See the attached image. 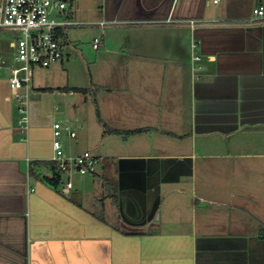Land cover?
Segmentation results:
<instances>
[{
    "label": "crops",
    "instance_id": "1",
    "mask_svg": "<svg viewBox=\"0 0 264 264\" xmlns=\"http://www.w3.org/2000/svg\"><path fill=\"white\" fill-rule=\"evenodd\" d=\"M100 1L101 81L78 92L35 69L19 131L11 41L9 59L0 49V264H264V19L253 14L264 0ZM81 93L97 112L100 172L53 186L56 100ZM105 137L119 153L102 156ZM74 138L67 155L80 153Z\"/></svg>",
    "mask_w": 264,
    "mask_h": 264
},
{
    "label": "built area",
    "instance_id": "2",
    "mask_svg": "<svg viewBox=\"0 0 264 264\" xmlns=\"http://www.w3.org/2000/svg\"><path fill=\"white\" fill-rule=\"evenodd\" d=\"M70 0H1L0 29L15 34L11 42L13 64L8 69L7 82L12 102L17 101L23 117L18 120L21 128L27 124V108L32 95V75L37 68H47L64 57L66 31L83 24L71 17ZM256 19H264V4L253 9ZM104 27V22L98 24ZM101 40L95 38L91 46L96 50ZM197 41L190 43L195 49ZM192 60L199 56L193 51ZM198 69V68H197ZM64 136L74 138L70 122L54 121L51 126V157L55 169L61 173L84 175L92 173L99 159L89 151L67 155Z\"/></svg>",
    "mask_w": 264,
    "mask_h": 264
},
{
    "label": "rangeland",
    "instance_id": "3",
    "mask_svg": "<svg viewBox=\"0 0 264 264\" xmlns=\"http://www.w3.org/2000/svg\"><path fill=\"white\" fill-rule=\"evenodd\" d=\"M100 0H77L74 4V10L76 9L77 14H79L78 21L82 23V26L77 28H71L66 31V46L64 48V55L71 54L68 58L67 63L63 66L61 64H57L49 66L55 68V70L50 73V70L43 69L42 72H46L47 74L43 76L42 81L45 83H49L52 85H63L64 83H68L69 86L77 87L78 89H85L90 87L95 81H101V77L103 75V60L99 58V55L102 51V45H100L99 50H94L91 46L92 40L94 38L101 39L103 34L107 30L106 28H98L97 24L99 23L98 19V7L100 5ZM15 38V34L11 33L8 30L0 31V39L4 40L3 45H0V49L2 50L3 56L6 59H9L12 53L11 49H6V43L12 42ZM101 44V43H100ZM95 61L97 63H95ZM191 61L192 54H191ZM95 63V65H93ZM194 64V63H193ZM193 64H191V70L194 69ZM40 71L37 70L35 73ZM34 73V74H35ZM4 73L0 70V75L2 76ZM33 97L32 95L30 96ZM84 97L87 99L84 101ZM56 103L64 107L63 112H56L54 115L55 120L70 121L72 123V128L76 130V138L69 140V144L72 150L81 151L89 150L93 156L95 150H97L98 146L95 148L90 145V132L94 133L95 125H97V112L94 108V104L92 102L91 95H83L82 93L78 95V99L76 100L74 96L68 97H57ZM19 107L17 106V101L12 102V121L15 129L19 131L18 120L23 117V114H20L18 111ZM75 118H81L82 123H79L82 127H78V123L74 122ZM96 127V126H95ZM100 141V139H99ZM104 143V151L102 156L107 157L111 153H119V142L116 141L115 137H105L103 139ZM173 140L170 138V149L176 146L177 143H172ZM99 142L97 143V145ZM171 152V151H170ZM99 166L97 165L95 169V173H99L100 163L102 158H99ZM48 167H51L53 162H46ZM54 165V164H53ZM53 172L61 176V172L57 171L55 168ZM64 176V175H63ZM64 177L68 178L70 176L65 175ZM71 177H80L82 180H92L93 174L87 173L85 175L73 174Z\"/></svg>",
    "mask_w": 264,
    "mask_h": 264
},
{
    "label": "trees",
    "instance_id": "4",
    "mask_svg": "<svg viewBox=\"0 0 264 264\" xmlns=\"http://www.w3.org/2000/svg\"><path fill=\"white\" fill-rule=\"evenodd\" d=\"M74 91H78V92H84L85 90L83 89H74ZM145 131V129H139V130H132V131H129V132H122V134H136V133H140V132H143ZM104 133H107V134H111V133H114V134H120L121 132L119 131H116V130H112V129H109V128H105L104 129ZM47 164V163H46ZM50 168V172H51V177H44L50 184H52L53 186H56L58 185L59 183V178L58 176L53 172V169L55 168V166L53 165V163L51 164V167ZM31 173L33 172L32 171V168L30 169Z\"/></svg>",
    "mask_w": 264,
    "mask_h": 264
}]
</instances>
